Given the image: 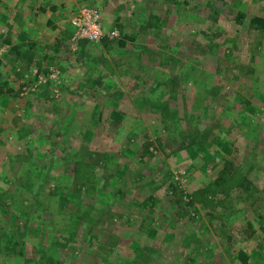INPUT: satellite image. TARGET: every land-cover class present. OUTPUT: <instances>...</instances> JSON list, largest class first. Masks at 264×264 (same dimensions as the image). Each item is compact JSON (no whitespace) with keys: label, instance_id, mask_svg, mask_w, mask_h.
Returning <instances> with one entry per match:
<instances>
[{"label":"rangeland","instance_id":"obj_1","mask_svg":"<svg viewBox=\"0 0 264 264\" xmlns=\"http://www.w3.org/2000/svg\"><path fill=\"white\" fill-rule=\"evenodd\" d=\"M71 1L116 36L0 47V264H264V0Z\"/></svg>","mask_w":264,"mask_h":264},{"label":"crops","instance_id":"obj_2","mask_svg":"<svg viewBox=\"0 0 264 264\" xmlns=\"http://www.w3.org/2000/svg\"><path fill=\"white\" fill-rule=\"evenodd\" d=\"M74 2L75 1H73V3ZM67 4L68 6H72V1L0 0V47L5 50L8 48L13 49V47H15V55H18L19 51H27V49L32 50L33 52L35 51V54L37 55V49L42 51V48L35 47L40 44L37 37H42L43 35H40V33L47 32L50 34L48 36L49 40L51 41L53 39L52 43H54L53 45L50 44L48 46H52L53 51H56L58 49L57 42L60 41L58 38L64 37V34L60 33L63 31L62 27L66 25L73 29L71 18L75 12V7L74 11L72 8H66L68 14H65V12L59 9ZM82 5L83 3L80 4L79 8ZM102 5L105 6V4ZM103 10L105 11L104 8ZM113 16V19H115L116 15L113 14ZM57 24H59L60 27L57 26ZM3 30H8L9 33L1 35ZM71 34L72 33L69 34V37ZM83 43L86 42L84 41ZM33 47H35V49H33ZM0 60H2L1 56Z\"/></svg>","mask_w":264,"mask_h":264},{"label":"built area","instance_id":"obj_3","mask_svg":"<svg viewBox=\"0 0 264 264\" xmlns=\"http://www.w3.org/2000/svg\"><path fill=\"white\" fill-rule=\"evenodd\" d=\"M71 22L75 27V31L69 38L72 45H76L80 39L88 38L97 41L105 35L116 36V29L106 32L102 23L101 9L96 5L83 4L79 10L72 16ZM33 73L37 75L34 84H41L48 80V76L40 71L37 67H33ZM29 74L26 73V76ZM58 72L55 68H51L49 79H56Z\"/></svg>","mask_w":264,"mask_h":264},{"label":"trees","instance_id":"obj_4","mask_svg":"<svg viewBox=\"0 0 264 264\" xmlns=\"http://www.w3.org/2000/svg\"><path fill=\"white\" fill-rule=\"evenodd\" d=\"M239 15L244 18V12H239ZM252 18V17H251ZM158 19V18H157ZM252 23H255V27L259 28V29H263L264 28V18L263 17H259V16H255L252 18ZM127 37H132L130 35H126ZM133 38V37H132ZM120 39V40H119ZM119 43L124 45L126 43V40L121 39V37L119 38ZM0 64H1V60H0ZM13 88L10 85L9 81L7 79H4L2 77H0V95L1 94H5V93H9L12 92ZM250 228L252 223H249ZM253 234V232H252ZM238 257L241 261V264H250V254L248 251H246L245 249L240 248V250L238 251Z\"/></svg>","mask_w":264,"mask_h":264}]
</instances>
